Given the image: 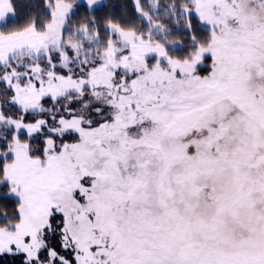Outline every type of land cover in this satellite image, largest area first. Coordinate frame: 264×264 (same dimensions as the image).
<instances>
[{
    "label": "snow or ice",
    "instance_id": "1",
    "mask_svg": "<svg viewBox=\"0 0 264 264\" xmlns=\"http://www.w3.org/2000/svg\"><path fill=\"white\" fill-rule=\"evenodd\" d=\"M0 0V264H264V0Z\"/></svg>",
    "mask_w": 264,
    "mask_h": 264
},
{
    "label": "trees",
    "instance_id": "2",
    "mask_svg": "<svg viewBox=\"0 0 264 264\" xmlns=\"http://www.w3.org/2000/svg\"><path fill=\"white\" fill-rule=\"evenodd\" d=\"M16 5L18 14L23 17L32 10V6L39 2V0H13ZM106 3L110 4L112 7L108 9L109 11L120 12L131 7V0H105Z\"/></svg>",
    "mask_w": 264,
    "mask_h": 264
}]
</instances>
